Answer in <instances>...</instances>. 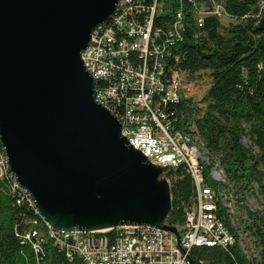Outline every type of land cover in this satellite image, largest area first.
<instances>
[{
  "label": "water",
  "instance_id": "1",
  "mask_svg": "<svg viewBox=\"0 0 264 264\" xmlns=\"http://www.w3.org/2000/svg\"><path fill=\"white\" fill-rule=\"evenodd\" d=\"M119 0H0V145L9 172L56 230L149 225L174 233L145 206L160 184L95 100L81 53ZM170 196V194H169Z\"/></svg>",
  "mask_w": 264,
  "mask_h": 264
},
{
  "label": "built area",
  "instance_id": "2",
  "mask_svg": "<svg viewBox=\"0 0 264 264\" xmlns=\"http://www.w3.org/2000/svg\"><path fill=\"white\" fill-rule=\"evenodd\" d=\"M186 1L198 26L209 16L225 24L233 21L221 2ZM158 6L157 0H119L113 15L91 33L81 60L94 79L95 100L118 118L128 144L156 167L183 165L189 172L195 195L184 210L183 224L175 227L178 238L149 225L65 231L42 220L44 231L31 228L24 233L36 256L47 240L79 264H192V247L235 243L248 255L247 233L232 218L236 203L223 186L226 180L219 160L212 163L192 131L194 126L187 125V131L184 114L171 109L190 90L184 74L169 66L170 48L182 40L183 16L179 9L169 29L162 32L153 26ZM263 7L264 0H259V8ZM7 171L0 145V176ZM9 174L33 206L29 194ZM220 206L229 215V224L219 215Z\"/></svg>",
  "mask_w": 264,
  "mask_h": 264
},
{
  "label": "trees",
  "instance_id": "3",
  "mask_svg": "<svg viewBox=\"0 0 264 264\" xmlns=\"http://www.w3.org/2000/svg\"><path fill=\"white\" fill-rule=\"evenodd\" d=\"M215 1L224 5L232 22L209 16L198 26L186 0H157L153 26L166 32L182 12V40L170 48L169 66L183 73L187 83L206 75L208 87L200 98L182 95L171 109L184 114L187 131V125L194 126L212 163L219 160L223 186L239 208L235 222L252 239L257 254L246 255L235 243L192 247L190 259L192 264H264V215L247 204L250 196L264 199V7L259 8V0ZM242 138L251 146L245 147ZM161 174L170 194L165 223L180 228L195 195L192 179L183 165L161 168ZM13 180L8 171L0 176V264H79L50 240L35 255L24 233L40 230L42 220ZM219 215L229 224L221 206Z\"/></svg>",
  "mask_w": 264,
  "mask_h": 264
},
{
  "label": "rangeland",
  "instance_id": "4",
  "mask_svg": "<svg viewBox=\"0 0 264 264\" xmlns=\"http://www.w3.org/2000/svg\"><path fill=\"white\" fill-rule=\"evenodd\" d=\"M197 80H198L197 81L198 83L197 82L196 83L195 82L194 83H188V85L190 86V90L188 92V95L194 94V96L200 98L204 94V92L206 91V89L208 87V79H207L206 75H202L201 79H197ZM241 140H242L241 141L242 144L245 147L251 146V143L248 141L247 138H242ZM166 182L168 183V181H166ZM168 186H169V183H168ZM247 204L252 210L259 211L260 215H264V199L262 198V196H259V197L250 196L247 199ZM169 205H170V196H169L168 188H167L165 183L160 184L159 190L153 198L145 200L146 208L154 216H157L161 213L166 212L169 208ZM238 214H240L239 208L238 207L232 208V218H233L234 222H235L234 217L238 216ZM242 216H243V218H245L244 215H242ZM44 230H45L44 225H42V228L40 229V231H44ZM246 240H247V244L249 246L248 247V254L255 256L257 254V250L255 249L254 244L252 243V239L249 236H247Z\"/></svg>",
  "mask_w": 264,
  "mask_h": 264
},
{
  "label": "bare ground",
  "instance_id": "5",
  "mask_svg": "<svg viewBox=\"0 0 264 264\" xmlns=\"http://www.w3.org/2000/svg\"><path fill=\"white\" fill-rule=\"evenodd\" d=\"M184 220V219H183ZM249 247V246H248Z\"/></svg>",
  "mask_w": 264,
  "mask_h": 264
}]
</instances>
